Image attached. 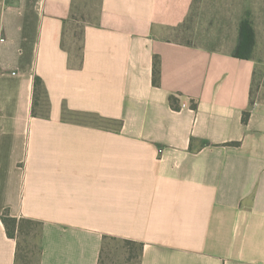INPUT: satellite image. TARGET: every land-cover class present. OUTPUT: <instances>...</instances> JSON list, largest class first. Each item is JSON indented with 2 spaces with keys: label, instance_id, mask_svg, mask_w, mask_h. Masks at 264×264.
Here are the masks:
<instances>
[{
  "label": "crops",
  "instance_id": "crops-1",
  "mask_svg": "<svg viewBox=\"0 0 264 264\" xmlns=\"http://www.w3.org/2000/svg\"><path fill=\"white\" fill-rule=\"evenodd\" d=\"M225 5L252 1L0 0V264L5 211L41 222L32 264H99L107 236L264 264V32L236 57Z\"/></svg>",
  "mask_w": 264,
  "mask_h": 264
},
{
  "label": "trees",
  "instance_id": "trees-1",
  "mask_svg": "<svg viewBox=\"0 0 264 264\" xmlns=\"http://www.w3.org/2000/svg\"><path fill=\"white\" fill-rule=\"evenodd\" d=\"M256 37H257V34H256V29L253 25V22L249 20V18L243 19L240 23L239 43H238V46L236 48L234 55L239 58H245V59L250 58L256 46V43H257ZM153 74H154V83L156 85H159L160 80H161V65H160V60L158 57H155ZM34 84H35V103H37L38 96L36 95V92L38 93L40 90V87L42 84L41 77L37 76L35 78ZM170 104L174 109L180 108V104L177 102V98L175 97V95L170 96ZM33 113L36 114V111L34 109H33ZM245 117H246V114H245ZM2 219L5 224L8 235L10 237L18 238V239H20V236L22 234L35 238V236H37L38 234V228L41 224L40 221L31 219V218L13 217L8 211H5L3 213ZM122 240L125 241V243L130 246L131 250H132L131 246L138 242V241L127 239V238H122ZM138 244L140 246V255H139V264H140L143 243L139 242ZM130 248H128L129 251H130ZM18 250H19V253L17 255V260H18L17 263L18 264H32V261L28 258L27 255L21 256L22 247L20 245V241H19ZM29 252L30 250L27 251V253ZM102 261H103V248L101 249L99 264H102Z\"/></svg>",
  "mask_w": 264,
  "mask_h": 264
},
{
  "label": "rangeland",
  "instance_id": "rangeland-1",
  "mask_svg": "<svg viewBox=\"0 0 264 264\" xmlns=\"http://www.w3.org/2000/svg\"><path fill=\"white\" fill-rule=\"evenodd\" d=\"M252 5L246 6H221V14L225 17L238 19L239 14L244 15L245 18H249L253 22L256 29L257 38L264 32V0H251ZM91 122H100V120L88 119ZM105 123V122H104ZM21 247L22 253L27 250H36L37 236L32 238L31 236L22 234ZM139 242L133 244L132 250L125 241L120 237L108 236L103 245V261L102 264H139L140 246ZM128 245V246H127ZM130 248V251L128 248Z\"/></svg>",
  "mask_w": 264,
  "mask_h": 264
},
{
  "label": "built area",
  "instance_id": "built-area-1",
  "mask_svg": "<svg viewBox=\"0 0 264 264\" xmlns=\"http://www.w3.org/2000/svg\"><path fill=\"white\" fill-rule=\"evenodd\" d=\"M2 118H3V116H2L1 109H0V122L2 121Z\"/></svg>",
  "mask_w": 264,
  "mask_h": 264
}]
</instances>
